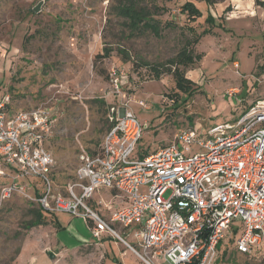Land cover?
Returning <instances> with one entry per match:
<instances>
[{"label":"rangeland","instance_id":"374dc122","mask_svg":"<svg viewBox=\"0 0 264 264\" xmlns=\"http://www.w3.org/2000/svg\"><path fill=\"white\" fill-rule=\"evenodd\" d=\"M122 1L0 0V98L9 94L15 109L42 107L56 117L46 145L55 158L53 177L61 192L73 177L79 148L93 151L98 146L112 103L123 101L134 112L144 124L138 150L153 152L171 142L180 128L205 131L234 122L263 93L259 78L264 66V0H214L209 5L213 26L202 18L189 22L197 34L210 30L189 47L200 58L178 67L199 85L193 94L176 89L174 66L165 63L186 38L197 36L186 27L187 16L181 11L185 0H137L140 6H159L155 17L162 22L173 20L175 26L162 29L160 36L150 31L133 35L117 13ZM194 1L204 11L206 3ZM155 63L164 64L158 68L159 77L150 67ZM112 66L123 67L127 74L119 96L109 84ZM228 90L237 91L236 96L229 98ZM242 95L247 98L240 102ZM6 180L0 178V183ZM37 207L20 195L0 202V264L122 260V243L113 238L103 240L100 259L92 246L74 249L96 240L81 217L56 213L64 226L58 233L50 230L54 220L27 228ZM238 235L232 230L222 245L233 244ZM130 254L123 257L137 263ZM234 254L229 264H258L263 259L261 250L252 256Z\"/></svg>","mask_w":264,"mask_h":264},{"label":"built area","instance_id":"2783aa9c","mask_svg":"<svg viewBox=\"0 0 264 264\" xmlns=\"http://www.w3.org/2000/svg\"><path fill=\"white\" fill-rule=\"evenodd\" d=\"M111 91L126 83L123 67L108 71ZM263 93L232 122L200 131L180 128L171 142L140 156L144 124L126 103H112L98 146H81L73 177L56 189L47 141L56 117L42 107L14 109L0 98V202L13 195L48 214L83 218L96 240L120 241L142 264H217L219 244L264 264ZM228 97L237 91L228 90ZM139 104L143 105L142 101ZM195 146V149L191 148Z\"/></svg>","mask_w":264,"mask_h":264},{"label":"trees","instance_id":"16d2710c","mask_svg":"<svg viewBox=\"0 0 264 264\" xmlns=\"http://www.w3.org/2000/svg\"><path fill=\"white\" fill-rule=\"evenodd\" d=\"M200 1H204L206 3L204 11L194 0H185L181 5V11L185 13L187 16L188 23L186 24V27L190 35L197 33L195 28L192 25H190L189 22H193L199 18H202V20L209 25L213 26L215 24L214 18L209 12V5H212L214 3V0H200ZM158 9L159 6L155 4H152V7L149 8L145 6H140L137 0H123L118 6L117 13L125 18L126 20L125 25L133 35L140 34L145 31H150L155 36H160L162 29L172 28L175 25L173 24V20L171 19L165 20L163 22L160 19H157L155 17V14L158 13ZM208 33H210L209 28L203 29L201 32L197 34L196 38H193L192 40L186 38L183 45L176 53V55L166 60L165 63L174 66L173 76H174L176 89L187 92L188 94H193L195 90L198 88L199 85H195L194 81L185 77V73L179 70L178 67L179 66L188 67L192 65L195 60L200 58V54L193 55L189 47L191 46L192 43H197L201 36H204ZM163 65L164 64L161 63H155L150 66L151 70H153V72L155 73L154 76L159 77L161 72L158 70V68H160ZM263 71H264V66L262 68V72ZM241 97L242 98L240 102L247 98V96L243 98L244 97L243 95ZM185 101L186 100H184L183 103ZM149 153L150 152L147 151L141 152L139 150V154L142 157ZM53 215L54 214H48L45 211H43L40 207H37L36 209H33V218L26 224V227L30 228L35 226L47 225L48 221L52 220L50 216ZM234 252L237 253L233 244L228 245L227 247L223 248L221 253H219L217 262L221 260L222 264H229L228 263L229 260L234 261L236 259ZM86 264H90V263H86Z\"/></svg>","mask_w":264,"mask_h":264},{"label":"crops","instance_id":"0c3cea01","mask_svg":"<svg viewBox=\"0 0 264 264\" xmlns=\"http://www.w3.org/2000/svg\"><path fill=\"white\" fill-rule=\"evenodd\" d=\"M250 90V89H249ZM14 108V107H13ZM15 109V108H14ZM50 218L52 219V220H54L52 223V225L50 224V230H51V232H53V233H55V232H57L58 233V231H59V229H61V228H63L64 226H63V224L61 223V222H58L57 220H56V217H55V214L53 215V216H50ZM86 222V221H85ZM86 224H87V222H86ZM87 227H88V224H87ZM105 238H113V237H110V236H108V235H104V236H102V238L100 239V241L99 242H97V240H95V242L93 243V244H91V243H84V244H81V245H76V247L74 248V249H76V248H78L79 246H92V247H94L95 248V250H97L98 251V256L97 257H99L98 259H100V257H102V254H103V251H102V245H103V240L105 239ZM113 239H115V238H113ZM116 240V239H115ZM120 242V241H119ZM118 242V243H119ZM222 242V241H221ZM119 244H121V242L119 243ZM121 246L123 247V249H121L122 250V260L121 259H118V261H117V264H142V263H140V261L131 253L130 255L131 256H134L135 257V259H136V262L137 263H135V262H133V260L130 258V259H128V258H124L123 257V255L124 254H127V253H129V252H131L130 250H128L124 245H122L121 244ZM228 246V242L227 243H225V244H223L222 245V243H220L219 244V253H221V251L223 250V248H225V247H227ZM73 249V250H74ZM129 251V252H128ZM105 254V253H104ZM87 263H90V264H97L96 262H93V260L92 261H90V262H87ZM98 264H99V260H98Z\"/></svg>","mask_w":264,"mask_h":264},{"label":"water","instance_id":"95a60500","mask_svg":"<svg viewBox=\"0 0 264 264\" xmlns=\"http://www.w3.org/2000/svg\"><path fill=\"white\" fill-rule=\"evenodd\" d=\"M40 3H38L37 5H35L34 7H33V11H35V12H37L38 10H39V5ZM51 256H53V254L51 253Z\"/></svg>","mask_w":264,"mask_h":264}]
</instances>
